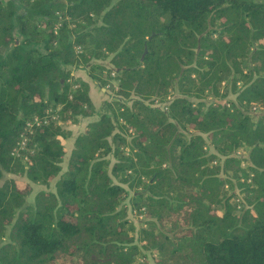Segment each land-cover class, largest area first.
Wrapping results in <instances>:
<instances>
[{
    "label": "trees",
    "instance_id": "trees-1",
    "mask_svg": "<svg viewBox=\"0 0 264 264\" xmlns=\"http://www.w3.org/2000/svg\"><path fill=\"white\" fill-rule=\"evenodd\" d=\"M109 56L113 70L90 74L106 85L115 72L118 90L59 177L63 116L97 113L63 67ZM230 88L237 101H218ZM170 96L167 112L152 105ZM34 118L47 123L26 129ZM22 173L59 179L28 203L30 183H2ZM148 253L264 264V0H0V264H147Z\"/></svg>",
    "mask_w": 264,
    "mask_h": 264
},
{
    "label": "crops",
    "instance_id": "crops-1",
    "mask_svg": "<svg viewBox=\"0 0 264 264\" xmlns=\"http://www.w3.org/2000/svg\"><path fill=\"white\" fill-rule=\"evenodd\" d=\"M17 35L18 33L16 34V36ZM111 59H112V56H109L105 60H93L84 69H79V68L72 67V66L63 67L65 70L71 73L72 77L75 80H77L78 82H84L88 84L90 98L97 111V113L92 117H87V118L78 117L77 122H70L69 125H66L64 127V129L70 133L69 136L65 140L64 139L62 140V144L66 152V155H65L66 159L70 157L71 152L73 151L75 147V141L77 137L85 131L86 127L89 124L97 122L100 119L99 114L101 111V107L104 104V102L107 101L105 99L108 95L107 91L101 86H99L98 82L94 80L93 76L90 74V72H88V69L91 68L93 65H98V66L106 68L107 70H113L114 67L111 64ZM111 158L113 159V164H114L116 160L114 157H111Z\"/></svg>",
    "mask_w": 264,
    "mask_h": 264
},
{
    "label": "rangeland",
    "instance_id": "rangeland-1",
    "mask_svg": "<svg viewBox=\"0 0 264 264\" xmlns=\"http://www.w3.org/2000/svg\"><path fill=\"white\" fill-rule=\"evenodd\" d=\"M3 1H5V0H3ZM17 34V33H16ZM88 72H90V73H92V70H91V68H89L88 69ZM95 74H97V78L95 77H93V79L94 80H96L97 82H98V84H99V86H101L102 88H104L105 89V84H103V81L104 80H106L105 79V77H104V73H99V71H95ZM114 82H116L115 84L117 85L118 84V81L117 80H114V79H112ZM112 80H110V81H112ZM112 81V82H113ZM177 84V83H176ZM229 84H230V82H229ZM106 90V89H105ZM107 91V90H106ZM107 97L105 98L107 101H111V94H112V92H110V91H107ZM238 93H233L232 92V88H230V90H229V95H228V97L226 98V99H224V100H222V99H218V101H221L222 103H226V102H229V101H237V97H238ZM132 99V98H131ZM131 99H129V100H131ZM193 101H197V100H195L194 98H191ZM206 102H207V104L209 105V104H211V103H214V102H216V99H211V98H207V99H204ZM104 101V100H103ZM159 103L158 104H156V103H153L152 105L153 106H156V107H158V108H160V109H162L163 111H165V112H167V104L165 103V101H161L160 99H159ZM129 105H131V101H129ZM48 114H51L52 115V118L53 119H55V120H59L60 119V117H59V115L56 113V111H53V110H49L48 111ZM63 118L65 119L64 121H62V123H63V127H65L66 125H69L70 124V122H72L71 121V119H70V117L68 116V115H64L63 116ZM120 131H121V129H119ZM65 140V139H64ZM20 143V142H19ZM21 153H22V150H21V147L18 145L17 146V148L15 149V154L18 156V155H21ZM241 154V153H240ZM111 157H113V156H111ZM110 157V158H111ZM24 161L26 160V156H24ZM68 159H69V157L66 159V157L64 158V161H63V163H62V173L59 175V177H61L64 173H65V171L67 170V163H68ZM113 165V159L111 158V166ZM59 177L56 179V180H54L53 182H51V184L48 186V187H46V186H43V185H39V184H34V183H31L30 181H29V179L27 178V176H26V174L25 173H22V174H19V175H9V174H6L5 176H4V179L2 180V183L6 180V179H9V178H11V179H16V180H18V181H20V182H22V184H26V183H30L31 184V186L33 187V190H32V192H31V194H30V196L28 197V203H33L34 202V200H35V197H36V195H37V193H39V192H41V191H47V190H55V184H56V182H57V180L59 179ZM223 177V176H222ZM233 182L234 183H236V178H234L233 179ZM125 187H127L126 185H124ZM235 191H236V193L237 194H239V195H241V196H243V189L242 188H240V187H236L235 188ZM132 196V194L130 193V196L127 198V200L125 201V203L127 204V203H129L130 201H131V197ZM128 218L132 221V216L131 215H129L128 216ZM134 223L137 225V226H139V223L136 221H134ZM146 262H147V264H155V262H154V259L149 255V253H148V259L146 260Z\"/></svg>",
    "mask_w": 264,
    "mask_h": 264
},
{
    "label": "built area",
    "instance_id": "built-area-1",
    "mask_svg": "<svg viewBox=\"0 0 264 264\" xmlns=\"http://www.w3.org/2000/svg\"><path fill=\"white\" fill-rule=\"evenodd\" d=\"M59 26H60V24L55 27V33L58 32ZM78 51H81L80 48H78ZM115 76H116L115 72H112L111 73V78L114 79V80H116L115 79ZM112 81L109 80L107 82V84L105 86V89L106 90H113V91L118 90V87H119L118 84L116 85L115 84L116 82H114V81L112 82ZM72 85H73V89H77L79 87V85L78 84H75V83H72ZM169 100H171V96L168 97L167 98V101L165 102L167 104V110H168V102H169ZM159 102H160L159 100H155V103L156 104H158ZM45 123H47L46 120L43 122L40 118H34L33 121L27 122L26 129L31 130L34 126H40V125L45 124ZM27 142H28V138L27 137H23L22 141L18 144L21 147V150L22 151H26ZM26 160H27V157H26Z\"/></svg>",
    "mask_w": 264,
    "mask_h": 264
}]
</instances>
